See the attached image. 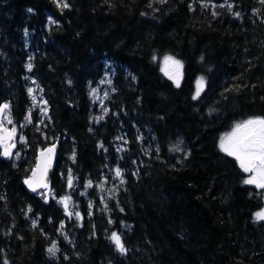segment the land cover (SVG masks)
<instances>
[{
  "label": "trees",
  "instance_id": "obj_1",
  "mask_svg": "<svg viewBox=\"0 0 264 264\" xmlns=\"http://www.w3.org/2000/svg\"><path fill=\"white\" fill-rule=\"evenodd\" d=\"M58 2L0 0V105L16 128L15 155L0 147V264H264L262 194L219 148L264 118V2ZM162 56L182 62L179 87ZM56 141L48 196L30 194Z\"/></svg>",
  "mask_w": 264,
  "mask_h": 264
},
{
  "label": "snow or ice",
  "instance_id": "obj_2",
  "mask_svg": "<svg viewBox=\"0 0 264 264\" xmlns=\"http://www.w3.org/2000/svg\"><path fill=\"white\" fill-rule=\"evenodd\" d=\"M261 2H264V0H261ZM223 6L224 5H220V7ZM57 7L67 8L68 5L66 3H62L61 0V2L57 3ZM228 7L231 8V5L229 4ZM213 15H216V13L213 12ZM163 64L164 67H162L161 70L166 76H168L169 79L173 80L177 87H179V73L177 72L176 74H173L170 72L169 66L176 65L178 69L182 67L180 62L173 60L171 57H165ZM30 67L31 66L29 65V68ZM202 90L203 80L201 79L196 82V91L193 95L194 100L199 97ZM32 91V89H29L30 95L32 94ZM33 100L35 101V97H33ZM8 109V104L0 105V118L11 124L12 121L8 116ZM44 111L46 113V109H44ZM26 119H29V122H31L30 118ZM99 119H103V116L99 117ZM15 134V127L9 130L4 126L3 122L0 121V147L4 149L2 153L4 156H10L12 154L11 148L15 146L14 143H12ZM22 139L23 138L21 137V140ZM219 148L220 151L224 152L227 156L233 157L244 173L250 174L248 178L244 180L245 184L255 185L259 189H264V118L249 119L237 124L230 133L221 137ZM53 152L54 148L42 151L36 168L33 170L32 177L25 180V184H27L32 191H36L39 187H46L43 177L46 174L48 167H50L51 155ZM120 176L121 173L119 169H117L116 177L119 178ZM121 183H123V181H121ZM68 184L69 187L72 186L71 175H69ZM87 186L91 187V182H89ZM59 202L64 206L65 213L67 215H73L72 211L69 209V204L71 202L70 197H65ZM75 216L79 218V212H76ZM255 219L264 220V209L255 214ZM61 227H63V225H61ZM110 238L116 249L123 254L126 250L121 241V237L117 233L113 232ZM57 250L58 249L54 243L52 247L48 249V252L54 256ZM5 264H7V262H5Z\"/></svg>",
  "mask_w": 264,
  "mask_h": 264
},
{
  "label": "rangeland",
  "instance_id": "obj_3",
  "mask_svg": "<svg viewBox=\"0 0 264 264\" xmlns=\"http://www.w3.org/2000/svg\"><path fill=\"white\" fill-rule=\"evenodd\" d=\"M165 57H171L173 60H175V61H179L180 62V65H182V62L180 61V60H178L177 58H175V57H173V56H162V57H160V59L158 60V64H159V68H160V71L162 72V74L166 77V78H168V76H166L165 74H164V72L161 70L162 69V67H164V64H163V61H164V58ZM169 70H170V72H172L173 74H176L177 72L179 73V79H180V82H181V79H182V72H183V65H182V67H180V68H178L177 69V67H176V65H170L169 66ZM108 74V73H107ZM111 76V75H110ZM109 76V77H110ZM169 79V78H168ZM169 80H171V79H169ZM199 80H201V79H199ZM172 82H173V80H171ZM174 83V82H173ZM175 84V83H174ZM102 85H104L103 83H102ZM204 86H205V82L203 81V89H204ZM30 89H32L33 91H32V98L33 97H35V102L37 103V105L39 106V108L41 109L42 107H43V104H42V102L41 101H39V100H37V97H36V94H35V87H30ZM108 93L109 92V89H107V88H104V86H101V85H99L98 86V88L96 89V90H94L93 91V96H94V98H96V99H100V101H101V99H102V97H103V95L105 94V93ZM246 120V119H245ZM242 123V122H241ZM237 124H239V123H237ZM236 124V125H237ZM236 125H233L231 128H229L226 132H224L223 133V135L221 136V137H223V136H225L226 134H228V133H230L232 130H233V128L236 126ZM4 126L5 127H7L9 130H11L12 129V124H9V123H7V122H5L4 123ZM15 136H16V134H15ZM14 136V137H15ZM221 139V138H220ZM13 143H14V145H15V147H16V139H14L13 140ZM219 144H220V141H219ZM16 151V150H15ZM15 153L16 152H14V155H15ZM224 153V152H223ZM249 176V175H248ZM248 176H247V178H248ZM255 186V185H254ZM256 187V186H255ZM257 188V187H256ZM260 192H261V194H262V197H263V206L257 211V212H259V211H261L262 209H264V189H259V188H257ZM47 196H48V193H49V187L45 190V191H43ZM258 221H264V220H258Z\"/></svg>",
  "mask_w": 264,
  "mask_h": 264
},
{
  "label": "water",
  "instance_id": "obj_4",
  "mask_svg": "<svg viewBox=\"0 0 264 264\" xmlns=\"http://www.w3.org/2000/svg\"><path fill=\"white\" fill-rule=\"evenodd\" d=\"M0 121H2V118H0ZM49 148H54V152H53L52 155H51V163H50V167H48L47 172H46V174H45L44 177H43V181H44V183L46 184V187H39V188H37L36 191H32V189L29 188V186H28L27 184L24 183V186H25L26 190H27L30 194H37V193H39L40 191L45 190V189L47 188V186H48V180H49L50 174L53 172V170H54V168H55L56 159H57V156H58L59 141H56V142H54L52 145H49V146L45 147L42 151H45V150H47V149H49ZM3 151H4V149L2 148V153H3ZM42 151H40V152L37 154L36 165H37L38 160L40 159V154H41ZM13 152H14V147L11 148V153H12V154H11L10 156H4V155H3V157H4V158H7V159H11L12 156H13ZM36 165H35V168H36ZM35 168H34V169H35ZM34 169H33V170H34ZM33 170H32L31 173H30V178L32 177ZM30 178H29V179H30ZM27 180H28V179H27Z\"/></svg>",
  "mask_w": 264,
  "mask_h": 264
},
{
  "label": "flooded vegetation",
  "instance_id": "obj_5",
  "mask_svg": "<svg viewBox=\"0 0 264 264\" xmlns=\"http://www.w3.org/2000/svg\"><path fill=\"white\" fill-rule=\"evenodd\" d=\"M256 118H261V117H251V118H248V119H246V120H249V119H256ZM246 120H243V121H246ZM243 121H240V122H238V123H241V122H243ZM247 176L248 175H250V174H246Z\"/></svg>",
  "mask_w": 264,
  "mask_h": 264
}]
</instances>
